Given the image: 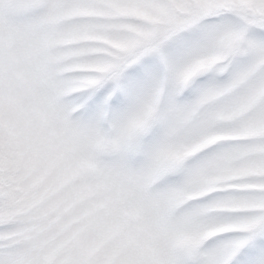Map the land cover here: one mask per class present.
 <instances>
[{
  "label": "snow or ice",
  "instance_id": "6c2138e0",
  "mask_svg": "<svg viewBox=\"0 0 264 264\" xmlns=\"http://www.w3.org/2000/svg\"><path fill=\"white\" fill-rule=\"evenodd\" d=\"M0 264H264V0H0Z\"/></svg>",
  "mask_w": 264,
  "mask_h": 264
},
{
  "label": "rangeland",
  "instance_id": "374dc122",
  "mask_svg": "<svg viewBox=\"0 0 264 264\" xmlns=\"http://www.w3.org/2000/svg\"><path fill=\"white\" fill-rule=\"evenodd\" d=\"M113 46H117V47H118V46H120V45H119V44H114Z\"/></svg>",
  "mask_w": 264,
  "mask_h": 264
}]
</instances>
